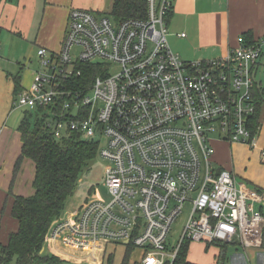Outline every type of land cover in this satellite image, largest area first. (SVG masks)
<instances>
[{"label":"built area","instance_id":"1","mask_svg":"<svg viewBox=\"0 0 264 264\" xmlns=\"http://www.w3.org/2000/svg\"><path fill=\"white\" fill-rule=\"evenodd\" d=\"M146 3L145 17L120 19L71 8L59 50L37 49L40 67L13 101L43 116L56 139L74 133L98 145L104 137L98 153L111 199L83 201L53 221L45 241L92 260L122 244L140 250L139 264H174L185 241L219 254L228 245L259 248L264 214L256 204L264 196L215 164L212 140L256 146L262 45L242 40L224 56L183 60L168 43L171 0ZM86 64L99 69L89 84L77 78ZM187 203L174 240L172 223Z\"/></svg>","mask_w":264,"mask_h":264},{"label":"crops","instance_id":"2","mask_svg":"<svg viewBox=\"0 0 264 264\" xmlns=\"http://www.w3.org/2000/svg\"><path fill=\"white\" fill-rule=\"evenodd\" d=\"M114 2L0 0V244H5L9 234L18 226V221L11 216L14 196H28L34 192L32 182L35 164L32 159L22 158L15 170L22 147L18 126L24 111L21 113L12 105L16 94L24 88L21 76L26 71L28 74L33 71L35 73L29 63L25 65L23 62L31 60L32 56L37 58L39 47L49 51L59 50L71 8L111 13ZM171 3L167 20L168 42L174 52L186 61L221 57L228 48L242 43L243 33L250 32L251 39L262 45V55L255 65L256 78L258 76L255 80L264 89V0H171ZM181 33L185 35L181 36ZM259 120L260 129L255 147L243 143L220 142L225 143L231 153L229 163L223 160L222 163L232 166L230 170L237 179L245 181L264 196V160L260 155L261 149H264V103ZM233 147L236 150V173ZM256 206L264 214V200ZM74 208L73 205L64 207L58 218L67 217ZM229 247L233 249L230 254L227 253ZM43 250L59 256L66 264L72 262L68 248L58 241H45ZM223 254L225 260L219 262L216 248L214 264H264V227L261 247H247L243 250L238 244L228 245L220 256ZM104 256L96 258L94 255L95 260L91 263L101 264Z\"/></svg>","mask_w":264,"mask_h":264},{"label":"trees","instance_id":"3","mask_svg":"<svg viewBox=\"0 0 264 264\" xmlns=\"http://www.w3.org/2000/svg\"><path fill=\"white\" fill-rule=\"evenodd\" d=\"M146 7V0H115L111 13L116 19L145 17ZM169 15L170 12L167 20ZM242 40L247 44L254 42L250 32L243 33ZM97 66H81L84 74L77 78L89 84L99 73ZM254 96L257 108L252 124L255 129L264 103V89L255 87ZM30 116H33V124L28 121ZM18 129L22 147L15 170L22 158L32 159L35 164L32 182L34 192L28 196H14L11 216L18 221V226L9 234L7 242L0 244V264H9L13 256L16 257L15 264H66L59 256L44 252L46 235L53 221L63 211L66 200L73 194L80 174L98 154V145L82 140L74 133L56 139L46 126L44 117L27 110ZM189 244L187 241L182 244L174 264H192L186 260ZM205 248L208 249L207 246ZM127 253L129 251L125 252L122 264H126ZM217 258L219 262H224L225 255L219 254Z\"/></svg>","mask_w":264,"mask_h":264},{"label":"rangeland","instance_id":"4","mask_svg":"<svg viewBox=\"0 0 264 264\" xmlns=\"http://www.w3.org/2000/svg\"><path fill=\"white\" fill-rule=\"evenodd\" d=\"M77 51H78V47L74 46L71 50V54L76 55ZM26 63H29V67L35 70V72L40 67L38 58H36V56H32L31 60L28 61L26 60V62H23V64L25 65ZM116 70H117L116 67L111 66L109 67L108 72L110 74H113ZM34 77H35L34 71L32 74L30 73L28 74V72L26 71L25 74L21 76V78L25 83L23 87H27L34 80ZM256 79H258V76ZM12 106L13 108H17L21 113L25 111L24 108L17 107L15 105ZM28 119L30 124H33V116L28 117ZM103 144H104V137H100L98 141V146L101 147L103 146ZM212 144L214 148L213 160H215L214 161L215 164L225 168L226 170H230L232 166L230 167V165L228 166L222 163V160L229 163L228 161H230L231 159V153L229 152L228 146L225 145V143L220 142L219 140L216 139L212 140ZM232 154H233V159H234L233 162L235 165V173H236V150L234 149V147L232 149ZM106 164H107V160L99 153L92 161H90L88 167L84 169L83 172L80 174L76 188L74 189L73 194L67 199L65 207L66 206L68 207L69 205H73L76 208L79 205H81L83 201L90 199H100L103 201H109L111 199L110 192L108 191V188L102 178L103 169ZM189 209L190 207L189 204L187 203L184 206L182 212L172 223L170 235L174 240H177L182 233L183 226L187 219ZM126 251H129V253H127L126 264L139 263L141 258V253L139 249H133V248L128 249V247L122 244H108L106 248V252L104 254L105 256L101 260L102 261L101 264H122V260L125 256ZM232 251L233 249L230 248L227 253L230 254ZM68 253L71 256L70 260H72L70 264H93L91 263L93 260L90 258V256L88 257L82 256V254L78 250L68 249ZM215 254H216L215 246H211L208 249H206L203 244L192 243L188 248L186 260L193 264H214ZM94 255L101 257L102 254L100 252H95ZM15 261H16V257L13 256L9 261V264H15Z\"/></svg>","mask_w":264,"mask_h":264}]
</instances>
